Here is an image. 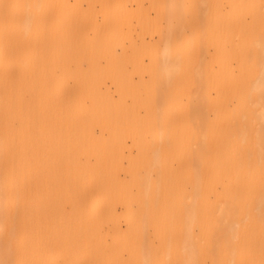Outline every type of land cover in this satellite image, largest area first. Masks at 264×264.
<instances>
[{"label":"bare ground","instance_id":"6f19581e","mask_svg":"<svg viewBox=\"0 0 264 264\" xmlns=\"http://www.w3.org/2000/svg\"><path fill=\"white\" fill-rule=\"evenodd\" d=\"M0 264H264V0H0Z\"/></svg>","mask_w":264,"mask_h":264}]
</instances>
